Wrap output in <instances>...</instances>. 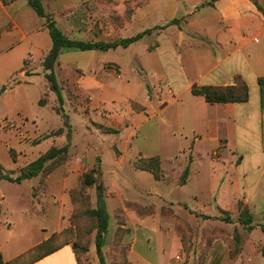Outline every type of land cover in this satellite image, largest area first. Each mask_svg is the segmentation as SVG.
<instances>
[{
    "label": "crops",
    "instance_id": "crops-1",
    "mask_svg": "<svg viewBox=\"0 0 264 264\" xmlns=\"http://www.w3.org/2000/svg\"><path fill=\"white\" fill-rule=\"evenodd\" d=\"M41 2L44 13L67 39L92 43L83 24L88 17L85 8L97 3V0ZM194 2L199 5L200 0L171 1L177 7L175 13L178 10L183 11L186 3ZM150 3L151 0L144 3L143 7L151 5ZM156 3L157 6L164 4ZM200 7L194 13L180 15L184 16L186 25L193 28L192 32L205 45H200L199 41L189 43L185 38L179 42L180 36L170 31H181L169 24L164 29L167 17L158 9L154 11L159 13L152 15L150 9L148 16L140 18L138 23L141 27L146 23H154L157 26L155 28H159L155 52L149 53L146 49L150 34L143 35L126 48L116 47L108 51L64 48L53 66L55 81L62 100V86H67L75 93L76 102L83 103L84 110L75 108L91 125L83 128L85 132L98 135L105 142L101 147L111 156L110 165L113 167L110 171L111 178L106 182L114 179L118 184H127L126 188L136 191V187H139L136 182L133 183L127 178L126 170L123 169V165H127L135 176L141 175L140 179H152L156 187L157 183H161L169 188V192L185 190L195 180V176H192L195 155L206 148L204 154L208 156L211 167L209 195L213 202L201 204L198 202L197 193L192 192L189 198L195 203L194 210L207 208L211 213L214 212L211 209L213 207L217 212L233 213L236 212L237 201L243 199L251 213L264 214V152L257 85V79L264 77V0H205ZM137 19L133 15L131 21L135 23ZM145 29L142 28L138 33L134 30L125 36L121 35L117 40L132 38L147 31ZM98 41L112 42L108 35ZM51 48L52 42L45 19L37 14L28 0H0V121L14 125L13 131H4L2 127L0 129V167L15 176L19 175L18 168L24 166L23 154L32 140H37L34 146L28 148L34 153V159L31 160L34 161L50 149H56L58 141L62 139L61 135H68L65 145L70 148V141L76 133L72 124L78 115L75 111L68 117V120L71 118L73 129H59V136H55L57 131L54 134L53 132L57 129V116L47 105L40 104L43 94L50 91L43 60ZM138 48L141 49L139 52L142 57L133 58L132 53ZM187 63L190 64L187 66ZM151 76L156 77L154 81ZM158 77L159 83L156 82ZM234 77H239L247 86L248 100L245 103L211 105L202 97L191 94L192 85L226 87L233 85ZM153 86L159 94L148 100L147 94L149 91L154 92ZM49 93L53 95L52 99H56L54 92ZM85 99H89V102ZM131 103L141 109L134 112ZM193 106L203 109L204 113L195 111ZM42 109L53 114V124L40 120L38 115ZM95 120L99 128L105 127L107 131L94 133L95 126L92 122ZM153 120L161 124V130L166 129L165 136L175 137L181 144L178 155L173 154L165 159L158 152L146 154L135 147L136 134ZM25 123L34 124V130L28 135L29 142L24 137ZM85 147L88 148L82 146L83 149ZM131 149L135 153L131 159H126V153ZM232 152L238 153L241 158L239 164L234 163V167ZM215 153H218V158L212 157ZM98 154L101 176L104 177L106 172L102 168V153ZM179 156L183 158V166L173 176L163 169V161L171 163ZM142 157L158 158L161 169L159 181L148 172L133 168L137 158ZM96 161L89 159L88 165L93 166ZM221 161L224 172L215 174V165ZM233 169L236 171L233 181L236 188L234 201L230 189L232 178L229 175ZM185 170L187 175L183 181ZM33 179L27 180V183ZM25 182L17 184L0 181V255L3 263L18 264V259L27 252L48 242V247H56V250L33 264H77L70 240L63 243L57 241L68 227L65 210L57 209L52 201L43 205L39 200L34 201L30 187L26 197L24 193H19ZM4 187L17 189V193L8 195L3 190ZM158 191L162 195V190ZM48 196L54 200L52 194ZM167 200L175 204H187L176 199ZM51 204L54 215L56 212V218L52 219L54 226L49 218L43 217ZM40 214H43L42 217L38 216ZM14 215L19 222L13 219ZM138 231L143 233L140 241L135 239L138 237L135 232ZM153 232L155 236H160V244L170 245L172 242L173 234L169 229L152 225L148 220L140 221L132 232L131 254L136 250L137 243L144 249L148 248ZM228 256L229 251L225 250L217 264L248 263L242 254L234 260ZM168 263L167 261L166 264Z\"/></svg>",
    "mask_w": 264,
    "mask_h": 264
},
{
    "label": "rangeland",
    "instance_id": "rangeland-1",
    "mask_svg": "<svg viewBox=\"0 0 264 264\" xmlns=\"http://www.w3.org/2000/svg\"><path fill=\"white\" fill-rule=\"evenodd\" d=\"M171 1L151 0V5L143 7V4L148 3L149 0H97V3H92L85 8L88 17L84 19L85 24L83 26L87 28V35L92 43H102L98 40L105 39L107 35L111 38L112 42L117 41L121 35L125 36L127 33L134 32V30L138 33L142 28H146L149 31L148 34H150L148 35L150 39H148L146 49L149 53H153L158 46L157 39L159 37L157 38V36L160 30L159 28H155L157 26L154 23H146L141 27L138 21L140 18L145 17V15L148 16L147 12L150 9L152 10V15L159 13L158 11L161 10L167 17V21L164 23L166 25L163 28L165 29L168 26L167 24H169L181 31L180 33H177L176 29H171L172 31H170L180 36L179 42L185 38L189 43L199 41L200 45H205L203 40L192 32L193 28L186 25L187 20L184 16L180 15V13H194L201 8L200 6L205 3V0H200L199 5H195V2L194 4L186 3L184 10H178L180 12L177 11V13H175L177 7ZM156 2H164V4L157 6ZM156 9L158 11H154ZM133 15L138 18L135 23L131 21ZM172 16L175 17L170 20ZM170 34L168 38L171 37ZM139 50L141 49L138 48L132 53L133 58L142 57ZM188 64L190 63H187V66ZM142 71L147 75L145 70ZM151 78L154 81L156 77L151 76ZM46 81L50 86L47 79ZM159 81L160 77L157 78L156 82L159 83ZM50 91L43 94L41 102H43V105H47L50 111L57 116V129H55L53 134L56 131L59 132V129H70L73 124L76 132L74 140L70 141L71 146L67 148L68 145H65V139H68V135H61L62 139L58 141L56 149L66 147L67 156L61 158V153L53 162L46 163L45 172L36 177L37 179L35 178L30 181V183L26 181L20 187L19 193H24L26 197L28 188L30 187L34 201L39 200L41 205L52 201L57 209L65 210L64 216L68 220V227L57 241L63 243L67 239L70 240L78 264H166L167 261L169 262L168 264H214L215 258H211V256L219 258L225 250L229 251L228 257L231 260L242 254L243 259L247 260V264H264L263 213H251L243 199L237 201V209L233 213L225 211L217 212L213 207L211 209L214 212L211 213L207 208L194 210L195 203H193L194 201L191 202L192 200L189 198L192 192L197 193L198 202L201 204L213 202L209 195L211 189L209 179L211 167L208 164L210 163L208 156L204 154L206 148L201 150L200 154H197L198 156L195 155V166L192 175L193 178L195 176V180L191 181L185 190H173L169 192L167 191L169 188L161 185V183H157L158 187H156L152 179L150 180L148 177L140 179L141 175L135 176V173L127 165H123L127 178L133 183L136 182L137 186L145 191H139L140 189L137 187L136 191H133L126 188L127 184H118L114 179L106 182V180L111 178L110 171L113 170V167L110 164L112 158L101 147L105 143L101 141L102 138L95 134L90 135L83 129L84 127L91 126L88 124L85 116L82 113L79 114L77 112L78 109L75 108L80 107L84 110L83 103L76 102V95L73 93L71 87L62 86L64 102L62 99L59 101L57 96H55L56 99H52L51 96L53 95L49 93ZM153 91L154 94L150 91L148 92V100H152V96L159 94L155 86H153ZM85 100L89 102V99ZM130 106L134 112L141 109L134 103H131ZM191 107L189 104V108ZM193 108L195 111L204 113L203 109L196 106H193ZM74 111L81 117L76 115L71 124V118L68 120V117H71L70 113H74ZM40 112L38 115L41 117L40 120L43 119L45 123H54L52 113L46 109H42ZM93 122L92 124L95 126L94 133L107 131L105 127L99 128V125L95 124L96 120ZM1 127L4 128V131H13L14 129V125L11 122L5 121H0V129ZM24 127L23 129L26 132L24 137L29 142L28 135L34 130V124L25 123ZM161 127V124L157 120H153L143 126L138 134H136L135 147L146 154L158 152L165 159L173 154L178 155L181 144L176 141L175 137L165 136L166 129L161 130ZM57 132L55 136H59L60 133ZM71 133L73 134L72 130ZM67 142L69 143V141ZM36 143L37 140H32L30 145L25 149L23 154L24 166L21 169L18 168L17 173L19 175L23 169L36 161H31L34 159L32 156L34 153L28 150L29 147L34 146ZM82 146H88V148L85 147L83 149ZM98 152L102 153V168L106 172L104 177L103 175L101 176ZM45 153L40 155V157ZM133 153H135L133 149L128 150L126 159H131ZM232 156L234 167V163L239 164L241 158L236 152H232ZM212 157L218 158V153L213 154ZM89 159L97 161L93 166H89ZM140 159L144 160L147 158H137L136 162ZM183 162L181 156L171 163L163 161V169L175 176L182 168ZM223 165V161L215 165V174L224 172ZM133 168L136 169L134 166ZM227 170L226 168L225 172ZM5 172L13 178L17 177L11 172L6 170ZM229 173L232 178L230 189L233 199H231L234 201L235 197L233 195H235L236 188L233 181L236 171L233 169ZM85 174H92L95 177L93 185L89 187L82 186ZM158 189L162 190L161 193L164 197L159 194ZM3 190L8 195L17 193V189L11 190L9 187H4ZM48 194H52L54 200H51ZM167 199L184 201L188 205L171 203ZM52 206V204L49 205V211L45 215L40 214L38 216L42 217L43 215V217L49 218L52 226H54L52 219L56 218V212L54 215ZM241 208L251 215L252 226L250 229H244L237 222L239 209ZM13 219L19 222L15 215ZM145 220L151 222L152 225H158L172 231V242L170 245L160 244L158 239L160 236H155L153 232L151 235L152 241L148 248L144 249L137 243L136 250L134 251L135 254H131L132 232L140 221ZM19 226L21 227L22 224H19ZM135 235L138 236L135 239L138 241L142 240L141 235L143 233L141 231L140 233L139 231L135 232ZM215 240L216 242H214Z\"/></svg>",
    "mask_w": 264,
    "mask_h": 264
},
{
    "label": "trees",
    "instance_id": "trees-1",
    "mask_svg": "<svg viewBox=\"0 0 264 264\" xmlns=\"http://www.w3.org/2000/svg\"><path fill=\"white\" fill-rule=\"evenodd\" d=\"M5 1V0H4ZM31 7L37 12V14L45 19L46 27L52 42V48L43 60V69L47 72L45 78L50 83V89L55 93L57 99L61 101V92L58 88L54 73L53 66L58 58L60 51L64 48L78 49L82 51L87 50H99L108 51L110 49H115L116 47L126 48L128 45L138 41L143 35H148L149 31H145L141 34H137L132 38L122 39L113 41L110 43H82L75 42L67 39L62 32L55 26L51 21V18L47 16L43 11V6L41 0H28ZM257 85L259 87V99L261 105V123H262V152H264V77L257 79ZM191 94L193 96L202 97L203 100L211 105L214 104H239L245 103L248 100V90L245 83L240 80L239 77H234L233 85L226 87H213V86H197L192 85ZM43 105V102H40ZM61 131V130H60ZM60 133V132H57ZM68 148V146H67ZM62 153L61 158L67 156L66 147L62 149H50L47 153L41 156L38 160L28 165L22 170L21 174L16 178H13L5 172V170L0 167V181H8L10 183L20 184L23 181L31 180L38 177L41 173L45 172L46 163H51L57 156ZM137 170L150 173L156 181L161 178L160 163L157 157L147 158L144 160H139L134 164ZM187 175V170L184 171L182 175V180L184 181ZM95 182V177L92 174H85L83 177L82 186L89 187ZM237 222L245 229H250L252 226L251 215L245 209H239V215ZM56 250V247L49 248L48 242L39 246L18 259V264H33L36 261L42 259L44 256L52 253ZM75 260L78 264L74 249L72 248ZM214 259V264H217L219 258L216 256H211ZM0 264H4L0 255Z\"/></svg>",
    "mask_w": 264,
    "mask_h": 264
}]
</instances>
